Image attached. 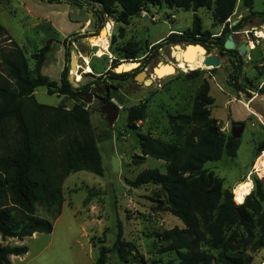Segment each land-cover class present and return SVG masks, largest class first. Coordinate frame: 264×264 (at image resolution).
<instances>
[{
    "label": "rangeland",
    "instance_id": "obj_1",
    "mask_svg": "<svg viewBox=\"0 0 264 264\" xmlns=\"http://www.w3.org/2000/svg\"><path fill=\"white\" fill-rule=\"evenodd\" d=\"M74 2L80 5L76 6ZM144 10L146 14L142 12L131 18L128 25H123L117 23L115 17L96 19L95 13L100 12L101 7L89 0H62L54 4L43 0H0V24L7 28L11 38H15L13 40L22 45L32 69L35 67L33 55L54 40L42 73L51 81L60 83L61 74L67 69L69 81L74 79L79 87L90 84L91 90L97 92L98 95L92 96L85 106L91 112L104 168L102 176L81 171L65 180L64 210L54 223L52 235L43 234L23 241L3 240L0 236L1 246L28 247V253L17 258L23 260H14V264H94L100 248L113 246L120 224L124 239L132 242L138 252V258L128 264H167L174 261L175 254L158 253L165 244L157 235L175 227L183 228L182 222L170 212L166 193L157 185L132 188L129 182L146 169L166 172L164 161L150 157L141 165L134 163L135 157L141 154L138 135L151 134L169 143L183 142L184 138L177 136L171 125L170 117L191 113L193 100L205 81L210 84V94L214 98L212 117L218 120L221 131L231 135L232 127L238 122L245 128L236 158L224 156L220 161L206 163L204 168L224 180V190L231 191L234 200H237L234 189L240 183L245 189L242 200L252 186L254 190L246 199L256 195L257 181L261 182L264 192V175L254 171L257 160L264 154L262 151L258 155L256 150L264 141V39L257 40L254 36L256 32L264 33L260 18L250 19L247 25L251 22L252 28L243 29L248 31L243 36L252 41L255 48L248 53L249 57H237V54L219 52L217 44L223 25L213 19L211 10L201 8L193 12L166 6H148ZM252 10L264 12V0H255ZM194 14L202 20L205 42L170 41L171 34L190 32ZM248 14L242 0H239L230 18V27ZM108 22L113 24L108 35L109 52L99 57V47L93 42L100 37L99 31ZM93 35L98 37L90 40V48L82 43V49L74 47L77 41ZM234 39L239 45L241 39L235 36ZM4 40L1 45L8 46L9 42ZM157 44L160 45L155 46ZM128 45H134L141 66L125 77H114L109 74L115 73L117 68H112L113 60L121 62ZM197 46L204 47L208 54L218 55L222 60L221 67L203 68L180 61L177 64L179 53L188 55ZM73 51L79 53L76 72L71 70L70 64ZM86 52L89 56H85ZM160 64L173 65L175 71L150 85L136 80V75L142 71L147 72L148 78L152 77ZM124 65L129 66L130 63ZM255 93L261 97L250 101ZM35 97L41 104L63 105L67 109L76 103L66 96L49 95L46 87L37 88ZM140 106H145V118L138 122L136 128L129 127L130 109ZM187 129L184 127V131ZM115 157L120 165L118 172L113 170ZM90 193L94 196L89 197ZM37 214L51 218L42 207H38ZM45 243L51 245L45 248ZM244 253L250 258V264H264V247L249 248ZM107 264L119 262L111 254ZM213 264L222 263L214 261Z\"/></svg>",
    "mask_w": 264,
    "mask_h": 264
},
{
    "label": "trees",
    "instance_id": "obj_2",
    "mask_svg": "<svg viewBox=\"0 0 264 264\" xmlns=\"http://www.w3.org/2000/svg\"><path fill=\"white\" fill-rule=\"evenodd\" d=\"M43 1L49 4L62 2ZM89 2L101 7V11L95 13L96 19L115 17V21L123 25H128L131 18L144 12L148 6L193 12L201 8L211 10L213 19L223 25L217 44L220 53L238 55L236 51H226L224 45L228 36L243 30L250 19L260 18L264 25V12L252 10L255 0H242L249 14L232 27L228 20L234 15L239 0ZM74 5L80 4L74 2ZM205 35L201 18L194 14L190 32L171 34L169 40L205 42ZM3 39L9 42L8 46L1 45ZM53 41L50 40L33 55L35 67L32 69L23 48L0 24V236L3 240L23 241L36 233L51 234L63 211L65 180L81 171L98 176L104 173L91 112L85 106L92 96L98 94L91 90L90 84L74 88L67 69L63 70L60 83L51 81L42 73ZM138 58L134 45H128L121 59ZM119 63L113 60L112 68ZM109 74L114 77L129 75L128 72ZM39 87H46L49 95L66 96L76 103L71 109L63 105L41 104L35 97ZM210 92V84L205 81L193 100L191 113L170 117L171 125L177 136L184 138L183 142L169 143L151 134L138 135L141 154L135 157L134 163L141 165L150 157L164 161L166 172L146 169L129 185L132 188L149 184L160 186L167 195L170 212L183 224V228L175 227L157 235L165 244L158 253L176 255V259L167 264H213L214 261L250 264L251 260L244 251L264 247V192L261 182H256V195L246 199L254 190L252 186L244 200V197L237 196L234 200L231 191L224 190V180L204 168L206 163L220 161L224 156L236 158L240 147V142L224 134L218 120L212 117L214 98ZM145 116V106L130 109L129 127L136 128ZM236 125L244 124L238 122ZM184 127L188 129L184 131ZM256 150L258 155L264 151V141ZM93 196L89 194V197ZM38 207L45 209L51 218L39 216ZM27 253V246L0 245V264H13L12 256ZM111 254L119 264H128L138 258L135 245L124 239L121 224L113 246L100 248L94 264H107ZM141 260L144 261L143 258Z\"/></svg>",
    "mask_w": 264,
    "mask_h": 264
},
{
    "label": "water",
    "instance_id": "obj_3",
    "mask_svg": "<svg viewBox=\"0 0 264 264\" xmlns=\"http://www.w3.org/2000/svg\"><path fill=\"white\" fill-rule=\"evenodd\" d=\"M236 24L237 23H235L234 25H236ZM112 27H113L112 22H108V23L105 24V27L103 29H106L107 32L110 33L112 31ZM103 29H101L99 31L98 35L102 32ZM243 34H245V33H243ZM98 35H93V36H91L89 38H85L81 42L80 41H77L75 43L74 47L76 49H80V48L82 49V46L81 45L84 44L85 46H87L88 48H90L91 47L90 40L92 38L98 37ZM235 35H237V34L236 33H232V35H230L228 37V39L226 40L225 45H224L225 50L226 51H237L240 56L247 57L248 56V53L252 51V48L249 47L250 44L248 42V39L245 38V40L243 41V43H241L240 45H237V43H236V41L234 39V36ZM197 47H200V46H197ZM200 48L202 49V51L204 52V55H205V62L204 63H205V66L206 67H211L212 69H218V68L221 67L222 60L220 59V57L218 55L208 54L207 50L204 47H200ZM78 54H79L78 52L77 53H75L74 51L71 52V61H70V64H71V70L73 72H76L77 71ZM183 55H185V54H183ZM85 56H89V53L86 52L85 53ZM181 58H183V59L185 58L184 60H191V57H189V56H183ZM179 61H180V57H177V62H178L177 64H179ZM130 62L135 63L137 66L135 68H132L129 71H122V72H119L118 71L119 68H120V66L122 64H128ZM139 66H141V63H140L139 60H122L121 61V64H119L117 66V68L115 69V73L121 74V73L131 72V71H134ZM160 66H161V64L158 66V68L156 69V71H160L161 70L160 69ZM146 77H147V72L146 71H142V72H140V73H138L136 75V80L139 81V82L140 81H144V79ZM70 82H71V84H72V86L74 88H78L79 87L78 86V83L76 81H74V79H72ZM244 128H245L244 125H236V126H233L232 127V133H231L232 138L240 142V139L242 137ZM112 164H113V170L115 172H118L120 170V165H119V161H118V159L116 157L113 159Z\"/></svg>",
    "mask_w": 264,
    "mask_h": 264
},
{
    "label": "bare ground",
    "instance_id": "obj_4",
    "mask_svg": "<svg viewBox=\"0 0 264 264\" xmlns=\"http://www.w3.org/2000/svg\"><path fill=\"white\" fill-rule=\"evenodd\" d=\"M102 32H101L102 35L100 34L101 38L99 37L97 40H95L93 42L94 46L99 47V50L97 52V56H99V57H103L109 52L108 51V48H109L108 35L110 33H108L106 29L104 31H102ZM256 35L259 36L260 38H264V33L263 32H256ZM249 47L254 49L255 48L254 43H251V45ZM195 48L197 50L196 49H191L188 55L187 54L183 55V54L179 53L178 57H180V62L187 63V64H190V65H200L203 68H209V67L205 66V63H204L205 62V56L203 55L204 52L202 51V49L200 47H195ZM183 56H189V57H191V60H186V61L183 60V59L181 60V57H183ZM136 66L137 65L135 63H132V62H130L129 66H125L124 64H122L118 71L122 72V71H124L126 69L131 70L132 68H135ZM160 69L161 70L160 71H156L155 74L152 77H150V78L146 77L144 79V81H140V82L145 83L146 85H150L154 81H156L158 79H163L162 77H164V76H166V75H168V74H170V73L175 71V67L173 65H165V64H163L162 66H160ZM89 70H91V69H89ZM78 79L80 80L79 77H78ZM245 107H247V105H245ZM254 170H256L257 173H260L261 175L262 174L264 175V154H263V156L259 157V159L257 160ZM234 194L237 197H244L245 196V189H244L243 183H240L238 186L235 187Z\"/></svg>",
    "mask_w": 264,
    "mask_h": 264
},
{
    "label": "crops",
    "instance_id": "obj_5",
    "mask_svg": "<svg viewBox=\"0 0 264 264\" xmlns=\"http://www.w3.org/2000/svg\"><path fill=\"white\" fill-rule=\"evenodd\" d=\"M245 12H247V11H245ZM241 16H242V15H241ZM242 17H243V16H242ZM89 23H90V20H89ZM234 23H235V22H234ZM252 25H253V24L250 22L248 25H246L245 29H246V28H252ZM5 28H6V27H5ZM6 30H7V28H6ZM79 30H80V27L76 30V32L79 31ZM246 30H247V29H246ZM243 33H246V31H245V30L238 31V32L236 33L237 35H235L236 38H241V37H242V38H241V42H240V44L243 43L242 41H244L245 38H246L245 35L243 36ZM12 37H13V36H12ZM65 37H66V36H65ZM65 37H64V38H65ZM13 38H14V37H13ZM14 39H15V38H14ZM16 41H17V40H16ZM17 43L22 47V45H21L18 41H17ZM240 44H239V45H240ZM262 84H263V83H262ZM262 84H261V86H262ZM260 88H261V87H260ZM259 91H260V89H259ZM35 93H36V92H35ZM259 97H261V96L258 95V93H257V94L255 93V97H253L250 101H252V100H256V99H258ZM245 105H247V104H245ZM252 112L255 113V115L261 116L260 113L254 112L253 110H252ZM63 210H64V207H63ZM60 217H61V216H60ZM60 217H59V218H60ZM59 218H58V219H59ZM58 219H57V220H58ZM56 222H57V221H56ZM52 234H53V232H52L50 235H52ZM39 235H43V234H37V233H36V234H34L32 237H29V238L35 239V238L39 237ZM49 241H51V240H49ZM46 242H47V241H46ZM50 245H51L50 243H45V244H44V247H45V248H48ZM18 257H20V256H12V257H11V261H12L13 264H14V260H18V261H21V259L23 260V258L17 259Z\"/></svg>",
    "mask_w": 264,
    "mask_h": 264
},
{
    "label": "built area",
    "instance_id": "obj_6",
    "mask_svg": "<svg viewBox=\"0 0 264 264\" xmlns=\"http://www.w3.org/2000/svg\"><path fill=\"white\" fill-rule=\"evenodd\" d=\"M144 13V12H143ZM144 14H146V13H144ZM230 20H228V22H229ZM234 33H237V32H234ZM247 34H248V31L246 32ZM178 34H182V33H178ZM219 35H217L216 37H218ZM254 36L256 37V39L257 40H261V39H264V38H260L259 36H257L256 35V33H254ZM248 42H249V44L251 45V43H253L252 41L250 42L249 40H248ZM142 121H140V123H141ZM254 171H256V170H254ZM257 173V172H256Z\"/></svg>",
    "mask_w": 264,
    "mask_h": 264
},
{
    "label": "flooded vegetation",
    "instance_id": "obj_7",
    "mask_svg": "<svg viewBox=\"0 0 264 264\" xmlns=\"http://www.w3.org/2000/svg\"><path fill=\"white\" fill-rule=\"evenodd\" d=\"M206 48H208L207 46H206ZM209 49V48H208ZM237 52V51H236ZM237 57H240V55L238 54V56Z\"/></svg>",
    "mask_w": 264,
    "mask_h": 264
}]
</instances>
